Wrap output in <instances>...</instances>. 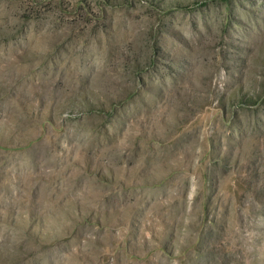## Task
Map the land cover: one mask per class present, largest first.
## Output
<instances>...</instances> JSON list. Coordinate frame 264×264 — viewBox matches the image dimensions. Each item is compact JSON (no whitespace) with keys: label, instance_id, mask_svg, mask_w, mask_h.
Segmentation results:
<instances>
[{"label":"rangeland","instance_id":"rangeland-1","mask_svg":"<svg viewBox=\"0 0 264 264\" xmlns=\"http://www.w3.org/2000/svg\"><path fill=\"white\" fill-rule=\"evenodd\" d=\"M0 264H264V0H0Z\"/></svg>","mask_w":264,"mask_h":264}]
</instances>
